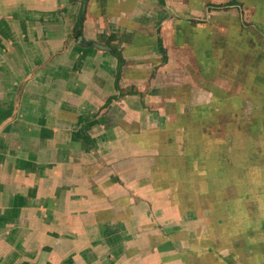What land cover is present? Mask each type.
Listing matches in <instances>:
<instances>
[{
    "label": "crops",
    "instance_id": "crops-1",
    "mask_svg": "<svg viewBox=\"0 0 264 264\" xmlns=\"http://www.w3.org/2000/svg\"><path fill=\"white\" fill-rule=\"evenodd\" d=\"M163 2L0 0V264H264V193L254 206L238 161L220 160L235 170L221 175L224 201L203 209L214 224L197 239L193 200L206 186L192 168L211 161L181 151L201 148L191 135L204 128L195 122L179 144L182 112L147 90L159 84L151 53L129 56L134 38L152 35L162 57L172 15L187 7ZM163 133L171 147L150 138ZM180 198L187 205L168 208Z\"/></svg>",
    "mask_w": 264,
    "mask_h": 264
},
{
    "label": "rangeland",
    "instance_id": "rangeland-1",
    "mask_svg": "<svg viewBox=\"0 0 264 264\" xmlns=\"http://www.w3.org/2000/svg\"><path fill=\"white\" fill-rule=\"evenodd\" d=\"M163 1L164 7L174 6L176 2ZM181 1L180 7L183 8V2L187 7L172 15L168 47L164 52L159 48L162 57L156 58L151 52L153 44L156 45V38L151 37L152 35H148L145 45L144 39L139 44L134 38L132 54L129 56L135 58V52L141 45L151 53L148 54L145 63L152 64L155 73L160 70L156 78L159 84L154 86L149 84L147 90L148 93L170 96L163 102L162 98L156 100L161 108L164 107L163 110L182 112L180 119L172 121L179 127V144L188 140L190 137L188 131L196 126L195 122H199L204 128L205 135L197 137L191 135L192 144L200 145L201 148L190 147L196 150L181 151L185 154L184 158L187 156L192 158L194 155L197 162L203 159L211 161L207 166L208 172L198 164L192 168L196 173L194 176L199 177L200 182L205 181L200 184L198 190L206 186V197H203V191H198L196 195L198 198L193 200H196L194 203L197 219L196 236L199 239L200 236L207 235V232L206 234L202 232L203 223L205 222L207 228L214 224L213 218L210 221L208 216H203V209L211 207L215 209L218 203L224 201L218 194L221 175L229 174L228 169L235 170L226 166V163L220 165L221 159L231 160L233 164L238 161L237 171L243 176L240 185L245 191L248 190V186H254L255 193L259 195V198L254 196V206H258V202L262 201L260 196L264 193V0H242V5L238 2L240 0ZM192 11L201 13L197 15ZM148 33L151 34V31ZM178 82L180 86H173ZM145 95L146 93H143V96ZM155 104L156 102L149 103L147 109L157 107ZM190 114L196 115L198 119L187 118ZM150 138L163 140L170 147L173 145L171 133L153 134ZM205 146L206 152L202 150ZM208 184L211 185V192L207 191ZM213 194L216 196L213 197ZM187 202L188 198L173 200L168 208L172 205L182 208ZM169 233L164 232L165 246L168 244L167 239H171ZM219 236L217 231L214 237ZM164 251L167 252L169 249L165 247ZM181 256H186V251Z\"/></svg>",
    "mask_w": 264,
    "mask_h": 264
},
{
    "label": "water",
    "instance_id": "water-1",
    "mask_svg": "<svg viewBox=\"0 0 264 264\" xmlns=\"http://www.w3.org/2000/svg\"><path fill=\"white\" fill-rule=\"evenodd\" d=\"M89 45L90 46H96L97 48H100L101 50L109 51V52H112V53H114L116 55L118 54L116 52V50L114 48L110 47V46H103V45H100V44H98L96 42H91Z\"/></svg>",
    "mask_w": 264,
    "mask_h": 264
},
{
    "label": "trees",
    "instance_id": "trees-1",
    "mask_svg": "<svg viewBox=\"0 0 264 264\" xmlns=\"http://www.w3.org/2000/svg\"><path fill=\"white\" fill-rule=\"evenodd\" d=\"M163 3H164V2H163ZM117 56L119 57V60H120V66H121V64H122V59H121V57H120L119 54H117Z\"/></svg>",
    "mask_w": 264,
    "mask_h": 264
}]
</instances>
